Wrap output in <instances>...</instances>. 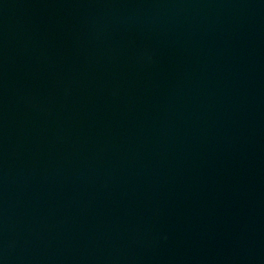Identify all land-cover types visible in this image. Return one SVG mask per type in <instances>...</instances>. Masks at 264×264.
I'll list each match as a JSON object with an SVG mask.
<instances>
[{
	"label": "water",
	"instance_id": "1",
	"mask_svg": "<svg viewBox=\"0 0 264 264\" xmlns=\"http://www.w3.org/2000/svg\"><path fill=\"white\" fill-rule=\"evenodd\" d=\"M0 264H264V0H0Z\"/></svg>",
	"mask_w": 264,
	"mask_h": 264
}]
</instances>
